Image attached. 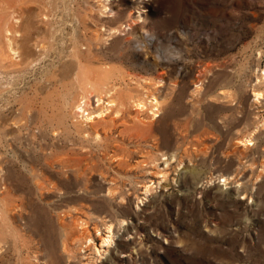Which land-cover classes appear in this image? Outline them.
<instances>
[{
	"label": "rangeland",
	"instance_id": "1",
	"mask_svg": "<svg viewBox=\"0 0 264 264\" xmlns=\"http://www.w3.org/2000/svg\"><path fill=\"white\" fill-rule=\"evenodd\" d=\"M262 73L264 0H0V264H264Z\"/></svg>",
	"mask_w": 264,
	"mask_h": 264
},
{
	"label": "bare ground",
	"instance_id": "2",
	"mask_svg": "<svg viewBox=\"0 0 264 264\" xmlns=\"http://www.w3.org/2000/svg\"><path fill=\"white\" fill-rule=\"evenodd\" d=\"M113 11H114V9H113V7H111L110 10L105 11V13H113ZM10 51L14 55L19 54L18 50L14 49V48H12ZM262 74L264 75V73H262ZM113 79H114V74L111 71V69L110 70H101L98 72L91 71V70H83L78 74V82H79L80 86H82L83 89H85L84 92L89 90L90 94L96 93V95H94V101L96 100L95 101L96 108L104 105V111L98 112L97 114H93V113L91 114V112H90V107L92 106L91 105V97H89V96L85 97L84 96L76 103V105L74 107L75 115H76L77 119H80V121L82 120V122L91 123L97 117L103 116L106 113V111L115 110L116 108H119V104H122L123 100L125 99V96L121 95V96H119L118 100H108V102H106V103L104 102V99L102 96L105 92H109V91H107V90H109L108 85H109L110 81ZM262 80L264 81V76L261 77V79L258 80V82H261ZM88 85H90L92 87V89H89ZM253 97H254L256 102L257 101L259 102L262 98H264V94L262 92L253 91ZM160 105H161L160 100L155 95H151L148 102H144V101L140 100V101H136V103H135V107H137L138 110L149 111L150 115L154 119H156L157 117L160 116V114H159V112L161 111ZM95 140L96 141H102L103 138H100L97 136L95 138ZM241 143L245 146H248V147L254 146V144H255V142L253 141V139L251 137L246 138L245 140H242ZM164 161H165V166L167 167L170 164V161L167 157L164 159ZM226 181H227V179L223 180V182L225 184H226ZM149 188L150 187L148 185V187H146L147 192H148ZM5 210L6 209H3L4 212H5ZM29 221L31 222V224L33 226L32 230L34 229L35 231H37L38 224H37L35 217H33L32 219H29ZM107 232L109 233V237L107 239H104L103 243L109 245V244H111L112 239H113L112 238L113 230H112L111 226H109L107 228ZM0 233H1V230H0ZM87 236H88V234H87ZM87 241L91 242L92 240L89 239V237H88ZM0 252H1V246H0ZM3 256H5V254Z\"/></svg>",
	"mask_w": 264,
	"mask_h": 264
},
{
	"label": "crops",
	"instance_id": "3",
	"mask_svg": "<svg viewBox=\"0 0 264 264\" xmlns=\"http://www.w3.org/2000/svg\"><path fill=\"white\" fill-rule=\"evenodd\" d=\"M257 144H258V142H257ZM261 145V144H260ZM258 147H260V146H258ZM261 151H262V149H260ZM262 153H263V151H262Z\"/></svg>",
	"mask_w": 264,
	"mask_h": 264
}]
</instances>
